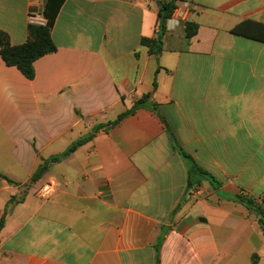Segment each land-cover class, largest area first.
Segmentation results:
<instances>
[{"label":"crops","instance_id":"obj_1","mask_svg":"<svg viewBox=\"0 0 264 264\" xmlns=\"http://www.w3.org/2000/svg\"><path fill=\"white\" fill-rule=\"evenodd\" d=\"M159 1L64 0L33 80L0 55V264H264L259 216L236 199L264 207V0H179L187 21L153 54ZM47 2L0 0L13 45ZM168 128L218 183L189 186Z\"/></svg>","mask_w":264,"mask_h":264},{"label":"trees","instance_id":"obj_2","mask_svg":"<svg viewBox=\"0 0 264 264\" xmlns=\"http://www.w3.org/2000/svg\"><path fill=\"white\" fill-rule=\"evenodd\" d=\"M64 0H48L44 15L47 19V24L44 26L30 24L28 27V38L24 44L13 45L11 43L9 35L0 30V55L4 63L10 67H16L22 74L29 80L35 78L34 64L40 58L54 53L57 51V46L53 41L52 31L59 15L61 6ZM179 0H163L159 9V28L160 31L155 39H143L144 46L150 48L153 54H158L163 49V36L167 31V22L171 18L174 11L178 8ZM187 36L189 38L194 37L198 32V25L195 23H187ZM257 39L264 41V34L255 35ZM156 88V84H155ZM153 93L144 95L141 99L135 102L134 106L123 113L119 119L114 122L118 123L125 116L134 113L138 108L145 107L147 102L152 97ZM156 106V105H155ZM99 128H97L98 130ZM169 137L173 148L179 152V154L185 159L189 168V186L197 185L201 183L200 176L208 178L211 183H218L216 178L208 172L201 169L182 148L175 133L171 128H168ZM89 138H83L75 142L73 146L63 156L55 157L52 160L46 161L32 178V182L38 181L43 173L48 169L49 165L54 162H58L62 157L69 156L78 147L84 145ZM240 202L244 203L251 211L255 212L259 216L260 225L264 232V207L257 204L252 198H248L245 195L237 196ZM5 217L0 220V232L4 226ZM159 264V262H158Z\"/></svg>","mask_w":264,"mask_h":264},{"label":"built area","instance_id":"obj_3","mask_svg":"<svg viewBox=\"0 0 264 264\" xmlns=\"http://www.w3.org/2000/svg\"><path fill=\"white\" fill-rule=\"evenodd\" d=\"M191 11V3L188 1H181L178 3V8L174 11L171 18L167 22V31H174L178 26L187 21V17ZM30 23L33 25L44 26L47 24V19L44 13H32L30 15ZM57 190V183L54 181L46 182L38 190L37 195L41 200L51 199ZM199 188L194 191L198 193Z\"/></svg>","mask_w":264,"mask_h":264},{"label":"water","instance_id":"obj_4","mask_svg":"<svg viewBox=\"0 0 264 264\" xmlns=\"http://www.w3.org/2000/svg\"><path fill=\"white\" fill-rule=\"evenodd\" d=\"M161 5H162V2H161V1H159V2H158V6H161Z\"/></svg>","mask_w":264,"mask_h":264}]
</instances>
